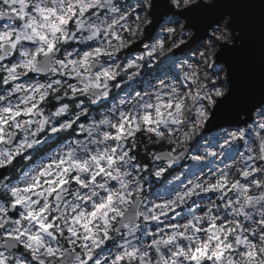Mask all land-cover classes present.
<instances>
[{
    "label": "clouds",
    "instance_id": "9594fccd",
    "mask_svg": "<svg viewBox=\"0 0 264 264\" xmlns=\"http://www.w3.org/2000/svg\"><path fill=\"white\" fill-rule=\"evenodd\" d=\"M219 5L0 0V264H264V0Z\"/></svg>",
    "mask_w": 264,
    "mask_h": 264
},
{
    "label": "water",
    "instance_id": "95a60500",
    "mask_svg": "<svg viewBox=\"0 0 264 264\" xmlns=\"http://www.w3.org/2000/svg\"><path fill=\"white\" fill-rule=\"evenodd\" d=\"M226 0H220L219 7L215 10L214 14L222 13L225 8ZM233 12L235 14L234 19H239L240 10L239 9H233ZM192 26H199L200 21L199 18H193L191 21ZM247 50V42L245 43V46L241 48H234V49H224L221 51V53L218 54V59L222 60L225 63H228L230 66V69L232 70L233 75V87L234 91L238 90L241 79H242V68H241V55Z\"/></svg>",
    "mask_w": 264,
    "mask_h": 264
},
{
    "label": "snow or ice",
    "instance_id": "6c2138e0",
    "mask_svg": "<svg viewBox=\"0 0 264 264\" xmlns=\"http://www.w3.org/2000/svg\"><path fill=\"white\" fill-rule=\"evenodd\" d=\"M41 211H43V210H41ZM41 227H45V228H47L48 226H46V225H41Z\"/></svg>",
    "mask_w": 264,
    "mask_h": 264
}]
</instances>
